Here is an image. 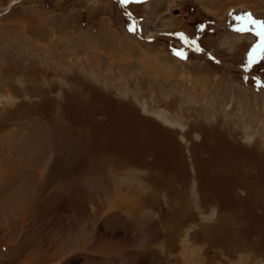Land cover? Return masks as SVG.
<instances>
[{"label":"rangeland","instance_id":"rangeland-1","mask_svg":"<svg viewBox=\"0 0 264 264\" xmlns=\"http://www.w3.org/2000/svg\"><path fill=\"white\" fill-rule=\"evenodd\" d=\"M253 20L264 0H0V264H264Z\"/></svg>","mask_w":264,"mask_h":264},{"label":"bare ground","instance_id":"bare-ground-1","mask_svg":"<svg viewBox=\"0 0 264 264\" xmlns=\"http://www.w3.org/2000/svg\"><path fill=\"white\" fill-rule=\"evenodd\" d=\"M9 6V5H8ZM229 37V36H228ZM246 37H248L247 35L246 36H236V38H238V40H241V39H243V38H246ZM231 40H233L232 38H230V39H228L227 38V41L229 42V43H231ZM235 42V41H234ZM238 42H240V41H238ZM244 41L242 40V43H243ZM242 43H240L239 45H241L242 46ZM121 206H122V204H121Z\"/></svg>","mask_w":264,"mask_h":264},{"label":"snow or ice","instance_id":"snow-or-ice-1","mask_svg":"<svg viewBox=\"0 0 264 264\" xmlns=\"http://www.w3.org/2000/svg\"><path fill=\"white\" fill-rule=\"evenodd\" d=\"M247 15H249V16H251V14L249 13V14H247ZM237 19H239V17H237ZM253 23H259V24H264V22H262V21H255V20H253ZM242 31V30H241ZM199 50V49H198Z\"/></svg>","mask_w":264,"mask_h":264}]
</instances>
